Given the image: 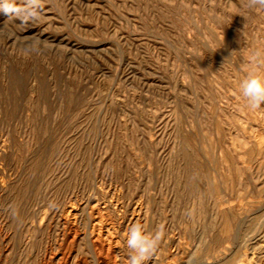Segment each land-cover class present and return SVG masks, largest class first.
I'll return each mask as SVG.
<instances>
[{
  "label": "rangeland",
  "instance_id": "1",
  "mask_svg": "<svg viewBox=\"0 0 264 264\" xmlns=\"http://www.w3.org/2000/svg\"><path fill=\"white\" fill-rule=\"evenodd\" d=\"M256 51L264 10L247 0L0 12V264H41L72 217L86 264H98L92 220L159 231L146 264H245L237 251L264 231V104L240 91ZM121 246L116 264H129Z\"/></svg>",
  "mask_w": 264,
  "mask_h": 264
},
{
  "label": "clouds",
  "instance_id": "2",
  "mask_svg": "<svg viewBox=\"0 0 264 264\" xmlns=\"http://www.w3.org/2000/svg\"><path fill=\"white\" fill-rule=\"evenodd\" d=\"M23 7H17L15 0H0V12L7 17L15 16L22 21L39 20L42 0H23ZM249 9L264 10V0H247ZM252 69L240 82L242 97L250 109H257L264 104V74L257 72L258 66L264 65V52L252 54ZM161 240V233H148L139 222L128 228L126 247L129 250V264H146L156 253Z\"/></svg>",
  "mask_w": 264,
  "mask_h": 264
},
{
  "label": "bare ground",
  "instance_id": "3",
  "mask_svg": "<svg viewBox=\"0 0 264 264\" xmlns=\"http://www.w3.org/2000/svg\"><path fill=\"white\" fill-rule=\"evenodd\" d=\"M104 206L105 205H103V207ZM74 211L75 209L72 206L69 213L73 212L72 214H75ZM72 214H68V215L70 216ZM72 218L73 220L63 221V229H62L63 239H62L60 249H58L57 252L51 253L48 259L42 262L41 264H86V261L84 259L75 258L73 260V257H72V253H73L72 249H73L76 239L79 236V232H78L79 220H74V217ZM120 225H121V222L116 223V222H112L109 220H92L91 221L89 233L92 239L93 247L96 251L98 264H116L117 263L116 252L118 249L122 247L121 241L124 238H126L125 237L126 234L120 235L118 233ZM258 238H262V241H263V243H261L259 247L256 246V244L258 243V240H257ZM257 239L253 237L251 238L252 242L245 244V248L249 250V253L242 254L241 246L239 244L240 249L237 251V254H239L240 256L239 260L241 262H244L245 264H253L254 262L256 264H264V231L262 234H260L259 237H257ZM255 254L259 255L258 261L255 259ZM241 256H244V257L242 258ZM230 261L231 259L227 260V263Z\"/></svg>",
  "mask_w": 264,
  "mask_h": 264
}]
</instances>
